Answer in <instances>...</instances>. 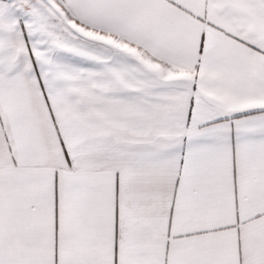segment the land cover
<instances>
[{
  "label": "snow or ice",
  "instance_id": "snow-or-ice-1",
  "mask_svg": "<svg viewBox=\"0 0 264 264\" xmlns=\"http://www.w3.org/2000/svg\"><path fill=\"white\" fill-rule=\"evenodd\" d=\"M0 264H264V0H0Z\"/></svg>",
  "mask_w": 264,
  "mask_h": 264
}]
</instances>
